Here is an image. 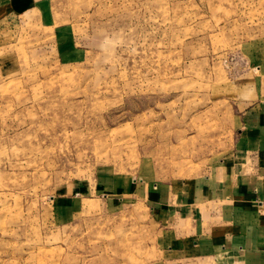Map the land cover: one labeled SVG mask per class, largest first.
<instances>
[{
  "label": "rangeland",
  "instance_id": "obj_1",
  "mask_svg": "<svg viewBox=\"0 0 264 264\" xmlns=\"http://www.w3.org/2000/svg\"><path fill=\"white\" fill-rule=\"evenodd\" d=\"M263 106L264 0H0V264L187 263Z\"/></svg>",
  "mask_w": 264,
  "mask_h": 264
},
{
  "label": "crops",
  "instance_id": "obj_2",
  "mask_svg": "<svg viewBox=\"0 0 264 264\" xmlns=\"http://www.w3.org/2000/svg\"><path fill=\"white\" fill-rule=\"evenodd\" d=\"M251 114L235 154L178 186L188 207L174 223L187 221L192 235L183 264H264V106ZM177 254L170 264L182 262Z\"/></svg>",
  "mask_w": 264,
  "mask_h": 264
}]
</instances>
